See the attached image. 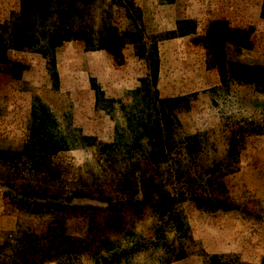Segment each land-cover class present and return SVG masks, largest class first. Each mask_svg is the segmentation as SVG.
I'll use <instances>...</instances> for the list:
<instances>
[{"label": "rangeland", "instance_id": "obj_1", "mask_svg": "<svg viewBox=\"0 0 264 264\" xmlns=\"http://www.w3.org/2000/svg\"><path fill=\"white\" fill-rule=\"evenodd\" d=\"M22 2L0 0V264L264 261V0H74L76 39L45 21L29 49Z\"/></svg>", "mask_w": 264, "mask_h": 264}, {"label": "trees", "instance_id": "obj_2", "mask_svg": "<svg viewBox=\"0 0 264 264\" xmlns=\"http://www.w3.org/2000/svg\"><path fill=\"white\" fill-rule=\"evenodd\" d=\"M264 9V5L262 6ZM78 11L74 6V0H23L22 5L19 10L18 21L13 26V31L11 33V41L13 45H20L25 48H33L39 45V30L43 26L45 21L53 20L55 23L61 25L63 27L62 40L70 41L75 40V33H70L67 29L71 26L72 19L76 16L75 12ZM262 11V9H261ZM222 31V29H221ZM222 37L223 41L228 40L229 36L235 38V41H231L232 44H246L247 38L244 33H234L229 29H223ZM227 34V35H226ZM238 36H241L242 41L238 40ZM260 73L255 74L254 79L264 78V66L261 67ZM245 78V77H242ZM161 152V151H159ZM155 153V152H154ZM153 155V152H152ZM110 204V203H109ZM78 205H74L78 207ZM196 206V205H195ZM81 209H86L82 206ZM91 209V208H90ZM131 250L133 248H130ZM167 257L159 262V264H171L173 262L182 260L185 256L182 251L178 253H173V251H167ZM220 258H224V256H212L209 259V264H248L243 262H220ZM106 264H110L108 261ZM259 264H264V261H261Z\"/></svg>", "mask_w": 264, "mask_h": 264}]
</instances>
